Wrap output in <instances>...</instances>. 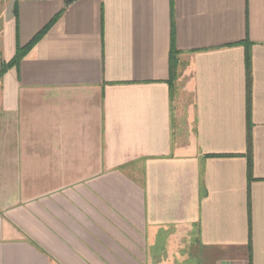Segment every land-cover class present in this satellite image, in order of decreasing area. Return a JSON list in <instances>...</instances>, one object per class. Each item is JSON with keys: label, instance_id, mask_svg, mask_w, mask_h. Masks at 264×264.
Listing matches in <instances>:
<instances>
[{"label": "crops", "instance_id": "0c3cea01", "mask_svg": "<svg viewBox=\"0 0 264 264\" xmlns=\"http://www.w3.org/2000/svg\"><path fill=\"white\" fill-rule=\"evenodd\" d=\"M48 26L0 76V264H264V0H0V72Z\"/></svg>", "mask_w": 264, "mask_h": 264}, {"label": "trees", "instance_id": "16d2710c", "mask_svg": "<svg viewBox=\"0 0 264 264\" xmlns=\"http://www.w3.org/2000/svg\"><path fill=\"white\" fill-rule=\"evenodd\" d=\"M70 1H75V0H70ZM56 20V19H55ZM54 20V21H55ZM49 26L40 34H38L26 47L21 48L19 47L17 50V54L15 56V58L8 64H3L1 72H0V76L10 67L16 66L19 64V62L21 61V59L24 57V55L33 47L36 45V43H38V41H40V39L43 37V35L45 34V32L48 30ZM174 48L171 51V71L173 68V58H174ZM249 175L251 176V172H252V163L251 160L249 161Z\"/></svg>", "mask_w": 264, "mask_h": 264}]
</instances>
